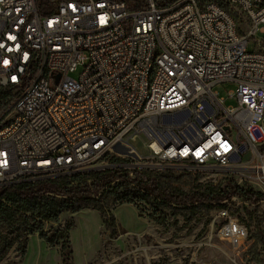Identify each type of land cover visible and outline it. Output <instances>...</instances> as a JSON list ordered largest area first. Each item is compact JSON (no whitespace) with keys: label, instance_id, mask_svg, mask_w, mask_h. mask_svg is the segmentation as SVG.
Listing matches in <instances>:
<instances>
[{"label":"built area","instance_id":"built-area-1","mask_svg":"<svg viewBox=\"0 0 264 264\" xmlns=\"http://www.w3.org/2000/svg\"><path fill=\"white\" fill-rule=\"evenodd\" d=\"M131 2L0 0V187L112 156L246 174L250 152L264 188V41L248 47L264 0ZM223 82L236 103L215 90ZM238 198L217 216L234 248L249 235L230 211Z\"/></svg>","mask_w":264,"mask_h":264},{"label":"rangeland","instance_id":"rangeland-1","mask_svg":"<svg viewBox=\"0 0 264 264\" xmlns=\"http://www.w3.org/2000/svg\"><path fill=\"white\" fill-rule=\"evenodd\" d=\"M263 41L264 32L257 31L248 47L253 50ZM80 71L71 75L77 77ZM235 87L234 83L223 82L215 90L227 104H233L236 101L229 98V92ZM259 150L264 154V146ZM141 154L145 156L143 162H148L150 152L141 149ZM247 159L246 174L208 175L200 169L171 167L178 172L173 184L189 190L207 182L221 186L230 183L264 192L253 171L257 158L253 160L249 152ZM104 207L106 216L115 218L112 229L107 228L105 215L95 207L66 211L57 221L45 222L43 230L49 237L66 240L67 249L62 250L60 243L50 245L36 232L29 235L24 249L18 243L13 245L0 264H264V200L254 204L239 197L232 202L231 214L249 230L238 248L218 235V205L200 207L198 217L188 221L181 212L166 209L164 222L153 217V208L147 203L123 202L110 196ZM62 231L67 232L65 239Z\"/></svg>","mask_w":264,"mask_h":264},{"label":"trees","instance_id":"trees-1","mask_svg":"<svg viewBox=\"0 0 264 264\" xmlns=\"http://www.w3.org/2000/svg\"><path fill=\"white\" fill-rule=\"evenodd\" d=\"M131 5L133 0H126ZM173 2L175 0H167ZM137 2V0H136ZM8 89H0V109L5 106ZM130 159L112 156L102 170H85L56 177H42L23 180L0 187V259L18 243L26 247L29 235L40 232L41 236L54 246L62 242L44 232V223L57 221L66 211H77L95 207L104 215L107 228L114 227V216H106L104 203L110 197L123 202L150 204L153 217L164 222L166 209L181 212L185 221L198 217L201 208L211 209L224 199L238 196L250 203H259L264 192L236 184H214L207 182L184 190L173 184L177 170L171 167L136 166L127 168ZM133 172V176L130 172ZM201 207V208H200ZM4 228V229H2ZM62 237L67 232L62 231Z\"/></svg>","mask_w":264,"mask_h":264},{"label":"bare ground","instance_id":"bare-ground-1","mask_svg":"<svg viewBox=\"0 0 264 264\" xmlns=\"http://www.w3.org/2000/svg\"><path fill=\"white\" fill-rule=\"evenodd\" d=\"M125 151H126L125 152L126 154H129V155L134 156V157H137V155L139 154V152L135 149H127Z\"/></svg>","mask_w":264,"mask_h":264},{"label":"water","instance_id":"water-1","mask_svg":"<svg viewBox=\"0 0 264 264\" xmlns=\"http://www.w3.org/2000/svg\"><path fill=\"white\" fill-rule=\"evenodd\" d=\"M110 166V165H109ZM125 166L126 167H130V168H132V167H136V166H140V164H138V163H128V164H125ZM91 170V169H90Z\"/></svg>","mask_w":264,"mask_h":264}]
</instances>
